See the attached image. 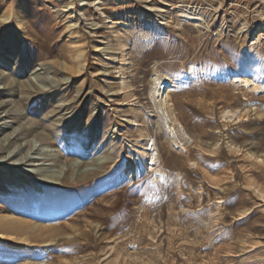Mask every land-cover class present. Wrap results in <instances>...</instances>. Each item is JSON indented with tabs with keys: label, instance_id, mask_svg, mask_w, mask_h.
<instances>
[{
	"label": "rangeland",
	"instance_id": "obj_1",
	"mask_svg": "<svg viewBox=\"0 0 264 264\" xmlns=\"http://www.w3.org/2000/svg\"><path fill=\"white\" fill-rule=\"evenodd\" d=\"M154 69L175 78L181 149L149 103ZM8 174L26 183L0 195V264H264V0H0Z\"/></svg>",
	"mask_w": 264,
	"mask_h": 264
},
{
	"label": "bare ground",
	"instance_id": "obj_2",
	"mask_svg": "<svg viewBox=\"0 0 264 264\" xmlns=\"http://www.w3.org/2000/svg\"><path fill=\"white\" fill-rule=\"evenodd\" d=\"M192 72V69H189ZM151 77L148 82V86L146 89L147 97L149 103L151 104L152 108L156 112L157 116L161 120L162 127L166 133L167 139L175 148L181 149L183 144L188 141L186 136L185 130L183 126L178 122V120L173 116L172 112L168 107V92L166 90L167 87L171 86L172 84H176L175 78L170 72H165L162 70L154 69L152 70ZM228 81L231 85V88L234 91L240 92L243 96H256L259 91L261 90V86L256 82V80L248 74H239V73H230L228 74ZM32 84V83H31ZM32 86L35 90H43L42 87L39 86ZM41 92V91H40ZM238 111L232 110L229 108H223L220 110L219 115L223 121L235 120L237 118ZM133 121H136L138 118V114L136 112H132L131 116ZM220 119V120H221ZM46 135H44L45 137ZM144 142H143V149L141 150V154L139 159L142 160L145 164L147 169L153 167L157 164V149L154 145V139L149 135H144ZM135 168H137L136 163H131L130 171L133 173ZM157 168V165H156ZM158 177H165L164 173L158 169L153 170V179ZM4 178V179H3ZM5 183H9L10 187L17 188L18 186L25 185L24 179H16L10 180V175H4L2 179H0V195L4 194L8 191ZM25 187V186H24ZM35 191H43V187L34 184L33 185ZM29 225V224H28ZM33 227V225H30ZM31 228V227H27ZM17 234L21 236H25L21 238V240L25 241L30 238L28 230H18ZM38 235H41L38 233Z\"/></svg>",
	"mask_w": 264,
	"mask_h": 264
}]
</instances>
